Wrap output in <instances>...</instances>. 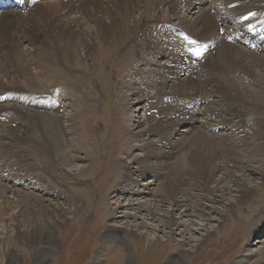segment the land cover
<instances>
[{
	"label": "bare ground",
	"instance_id": "bare-ground-1",
	"mask_svg": "<svg viewBox=\"0 0 264 264\" xmlns=\"http://www.w3.org/2000/svg\"><path fill=\"white\" fill-rule=\"evenodd\" d=\"M10 1H0V26L5 23L10 27L7 33L0 27V151L7 150V164L0 168V264L28 261L33 250V264H54L60 238L71 222V214L61 201H67L66 194H71L75 179L78 183L83 181L81 177L95 171L92 172L93 155L88 151L84 157L77 154L73 138L79 133L74 130L76 115H64V104L48 100L39 106L36 101V106L45 109L41 115L11 100L17 98L25 103L20 97L41 100L49 91L53 97L63 89L71 92L81 78H76V72L88 70L90 62L95 63L93 74L99 77L93 79L102 92L114 81L113 85L122 87L130 77L125 57L130 59L129 66L135 63L139 68L140 80L154 83L155 94L163 97V103L154 108L150 98L143 97L146 107L142 121L146 120V128L138 133L145 144L143 157H135L138 159L131 163L134 167H124V172L106 187V200L114 201L108 205L110 220L118 224L117 215L127 212L122 213L123 221L130 232H118L114 225L110 226L102 238V250L119 241L131 250L132 238L141 240L143 232L163 234L169 230L183 239L181 248L186 244L190 248L182 249L171 264H187L192 250L195 252L200 244H189L186 237L191 234V224L182 219L193 221L197 218L193 212L201 217L215 213L226 222L229 207L247 203L263 186V181L261 185L248 186L250 171L239 164L246 162V157L226 136L214 137L209 130L231 127L235 120L240 122L254 113L253 119L259 124L257 133L264 140V75L254 73L257 65L264 72V0H112L110 5H116L111 9L103 0H16L9 11ZM7 14L16 20L12 25L4 19ZM155 23L168 27L173 39L181 37V51L176 55L172 49H165L174 46L172 40L145 29ZM38 43L40 47H35ZM34 58L37 64H32ZM158 61L165 63L157 65ZM34 69H39L37 75H33ZM23 76H29L26 88L18 82H8L11 77L19 80ZM252 82L259 86L257 92L245 86ZM126 91L129 103L133 94ZM14 110L25 111L24 115L31 117L15 115L20 125L2 121L4 114ZM134 118L129 117L131 126L137 124ZM200 125L203 129L191 143L172 150L173 132L183 127L190 132ZM133 135L136 134L130 132L128 140L135 138ZM86 143L82 140L81 150ZM182 155L185 157L180 160ZM77 160L90 164L82 166L80 174L73 177L70 168ZM121 191L125 203L118 197ZM144 194H151L152 203H133L136 198L146 197ZM228 198L235 200L224 205L226 211L216 207ZM252 208L249 206L246 218L253 213ZM75 210L77 214L81 206L78 204ZM263 212L259 224L250 230L251 235L264 234ZM209 228H204L203 243L212 239L219 226L215 232ZM10 242L18 245L19 253ZM263 251L264 246L260 251H246L234 264H257ZM133 261L130 255L128 263ZM102 263L100 259L93 262Z\"/></svg>",
	"mask_w": 264,
	"mask_h": 264
},
{
	"label": "rangeland",
	"instance_id": "rangeland-1",
	"mask_svg": "<svg viewBox=\"0 0 264 264\" xmlns=\"http://www.w3.org/2000/svg\"><path fill=\"white\" fill-rule=\"evenodd\" d=\"M94 1L96 2L97 0ZM120 1L122 2L124 0ZM160 1L162 0H159V2ZM103 2L104 4H109V9H111L113 5H116H110L112 0H103ZM191 16L192 14L189 15V17ZM4 19L6 22H9L8 24L10 25L16 21L12 15L8 14L4 17ZM0 27H3L2 31L0 28V31L3 33L10 31V27L8 28L5 23H3ZM163 27L164 26L162 24L155 23L151 28L145 29H149L148 33H150V31L154 32V36L161 35L169 40H172L174 46L172 48L165 49L166 51H170L172 49L171 52L176 55L177 52L181 51L180 38L178 37L177 39H173L169 34L170 31L167 30L168 27ZM145 29H143V33L145 32ZM40 45L41 44L38 43L35 47H40ZM37 61L38 59H31L32 64H37ZM111 61H113V59H111ZM128 61H130V59L125 57L124 65H127V67L130 68V77L126 80V84H124L122 87L120 86L118 88L117 86L113 85L115 83L114 81L112 86L105 87V91L102 92V90L95 84L93 79L94 77H99L98 75L93 74L95 70V63L90 65V62L88 64V70H80L76 72V78L78 79L81 77L82 79L79 78L80 80L75 85L73 91L65 92V89L60 90L63 91V93L59 92L63 94V97H61V94H55L53 97L52 95L54 93L49 91V94L47 93L48 95L43 94L45 96H42L41 100H35V102L40 100L39 103L43 104L48 103V100H50L49 102L53 103L60 102V104H64L67 110L64 112V115L66 113L67 116L70 114H75V127H73L74 130L76 132L79 131V133L75 134L73 138H75L74 145L77 147V154H79L81 157H84V154L86 151H88L91 155H93V161L95 160V164H93L94 166L92 165V172L94 170L95 171L91 173V175L81 177V180L83 181L78 183V180L75 179L76 184H72L70 186L71 194H66L67 201H61L63 208L67 209L68 213L71 214H69L71 217V222L60 238L58 247L55 251L57 257L54 264H93V262L98 259L103 261L102 264H129L128 258L130 255L134 257L133 264H171V262L177 259V257L180 255L182 249H190L187 244L181 248L180 243L183 241V239L177 235H171L169 230H166L163 234L154 233L150 230L148 232L142 231L143 235L141 240L132 238L135 240H133L131 243V250L124 246V243L121 241L117 242L115 245H110L106 248H103L102 250V238L109 231L110 226L114 225V228L117 229L118 232H130V230L127 228V224H125V221H123V215L127 212L124 213L121 211L117 215L118 224L110 220L109 206L111 202L114 203V201L106 200L109 198V195L106 194L108 191L106 187L115 182V179L118 177L117 175H120V173L122 174L124 172V167H134V165L131 163H133V160L138 159L135 157H139L141 155L143 157L142 152L145 148V144L138 138V133L146 128V120L143 119L144 121H142L144 107H146V102L143 100V97H149L150 103L154 108H157L163 103V97L161 98V96L155 94L154 83L149 79L140 80L141 77L138 74L139 68L136 67L135 63H132V66H129ZM158 62L159 64L157 65L165 63L162 61ZM259 66L260 65H257L255 67L254 73H256L258 76H263L264 74L262 73L264 72L262 71V66ZM162 67L163 66H154V68L157 69H161ZM38 70L39 69H34L33 75H37ZM28 77L29 76H23V78L19 80L16 77H11L8 82H18L26 88L27 84H29ZM135 79L139 81H132ZM236 80L238 81V77ZM254 83L255 82L245 83V86L250 85L249 87L251 90L257 92L259 90V86L257 87V83ZM121 88L124 90H119ZM126 89L133 94V100H130L129 103L126 102ZM139 91L142 95L138 94ZM66 93H70L71 95L66 96ZM100 93H103V96H100ZM137 97L141 98L136 99ZM45 98L47 101H44L46 100ZM54 98H56V100ZM20 100L23 101L24 98ZM15 103H18L22 106L25 105V107L29 108V110L32 108L30 111L33 110V113L35 114L40 113L43 115L45 113V109H41L39 106H36L35 103L32 104V102H28L31 104H26L18 100H15ZM136 109L139 110L134 113ZM200 110L202 111V109ZM130 111H132L134 115H131L132 112L130 113ZM24 113L26 112H21L20 110H14V112L10 111L7 113L8 115L4 114L5 116H2V121L8 124L20 125V120H18V117L15 115L21 114V117H31L28 113L25 115ZM128 114H130L129 117H136L133 119L134 124L137 122L135 126H131ZM253 116H255L254 113H249L247 117L242 118L240 122L235 120L231 127L223 129L220 128L221 130L219 131H216V129H210L209 131H213L215 133L214 137L217 136V138L226 136L230 142L239 149V151L246 157V162L244 161L243 163L239 164H241L240 166L246 165L248 167V171H250L248 174L251 175L247 177L248 186L252 187L261 185L263 181L262 189H259V192L256 194V196L247 203L237 205L235 208L233 206L229 207L230 211H226L224 205L230 201H234V198H228L227 202L224 204L221 203L216 205V207L226 211V222L222 221L223 218H220L219 215L215 213L210 214L208 217H201L198 216V212H193L195 215H197V218H192L193 221H190V219L187 221L186 218H183L182 222L191 224L189 226L192 228L191 234L189 233L190 235L188 234L186 237V239H190L189 244L192 245L198 241V244H200L199 249L195 250V252L192 250L191 258L187 264H234L242 258L246 251H260L263 249L264 244L259 243L264 241V234L254 232L251 235V232L253 231L252 228L259 224L260 214L262 210H264V140L261 139L257 133L259 124L253 119ZM202 129V125H200L196 129L193 128V130L190 132H188V128L186 129L185 127L180 128L177 132H173L170 139L172 150L177 151L183 148L186 144L191 143L192 138L198 135ZM119 132L121 133L116 136ZM130 132L136 135H133L135 138L128 140L127 135H129ZM136 138L139 139L140 143ZM82 140H86L88 143V145L87 143L85 144L86 146L84 150L80 149ZM118 142L121 143L120 146L118 145ZM130 146H139V148H135L136 150H133L130 149ZM6 154V149L0 151V168L7 164ZM184 157L185 155H182L179 158L181 160V158L183 159ZM87 158L89 159V157ZM122 159L123 162L121 163ZM73 163L74 168H70L73 177L80 174L79 169L82 166L88 167L90 164L84 160H77ZM117 163L119 165L116 166ZM235 173L237 175L242 174L238 171ZM218 175L222 176L220 173ZM92 195L95 196V199L90 198ZM8 196H14V194H10ZM143 196L146 197L141 199L139 198V200L136 198L134 199L135 201L133 203H152L151 194H144ZM118 197L122 199L121 202H126L124 199V191H121ZM205 202L209 203L207 201ZM78 204L81 206V210L76 214L75 207ZM249 206H253L252 210L250 211V213H253L246 218ZM168 207L169 206L165 207L167 211L170 209ZM10 209L13 210L14 208L11 206ZM180 212L182 211L180 210ZM180 212H177V217L181 216L179 214ZM262 217H264V214ZM141 220L144 221L143 218H141L140 221ZM149 220L147 219V223L153 226V223ZM218 226L219 228L217 229V232H215V229ZM208 227H210L215 233H213V237L210 241L203 243L204 237L202 238L201 236L205 232L204 228ZM0 228L3 229L1 226ZM2 229H0V231H2ZM172 229L178 233L176 227H173ZM246 236L247 239L250 237L248 239L249 241L246 239ZM169 237L171 238L168 239ZM10 246L12 249L15 247L14 250L19 253L17 250L18 245H16L15 242H10ZM35 252L36 251L33 250L29 260H22L20 264H33ZM263 252L260 254V258L262 259H260L257 264H264ZM4 255H6V251H4L3 257Z\"/></svg>",
	"mask_w": 264,
	"mask_h": 264
}]
</instances>
